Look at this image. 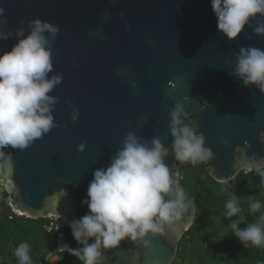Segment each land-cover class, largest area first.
I'll return each mask as SVG.
<instances>
[{
    "label": "water",
    "instance_id": "water-1",
    "mask_svg": "<svg viewBox=\"0 0 264 264\" xmlns=\"http://www.w3.org/2000/svg\"><path fill=\"white\" fill-rule=\"evenodd\" d=\"M0 7V55L23 38L19 30L29 34L35 19L59 29L55 39L45 33L49 77L62 74L50 93L56 126L0 157L1 186L23 215L62 212L69 222L84 216L94 170L109 164L129 132L149 144L160 138L169 153L164 162L185 191L169 129L176 103L199 124L213 153L205 165L214 180L235 177L254 156L264 157V93L229 75L241 47L264 50V35L254 31L264 17L229 40L217 29L210 0H0ZM186 194L191 207L174 228L102 250L103 264H169L196 215Z\"/></svg>",
    "mask_w": 264,
    "mask_h": 264
},
{
    "label": "clouds",
    "instance_id": "clouds-1",
    "mask_svg": "<svg viewBox=\"0 0 264 264\" xmlns=\"http://www.w3.org/2000/svg\"><path fill=\"white\" fill-rule=\"evenodd\" d=\"M210 3L218 31L229 40H234L251 19L258 15L264 17V0H210ZM3 12L0 7V15ZM30 25L29 34L25 36L23 30H19L17 36L23 38L0 55V157L5 155V148L23 150L56 126L52 107L57 100L50 93L61 83L62 74L49 77L53 63L45 33L55 39L59 29L40 19L31 21ZM254 31L264 35V22L258 23ZM229 75L240 79L245 87L255 86L264 93V50L241 47ZM198 128V123L189 120L183 104L176 103L169 110L173 152L181 164L196 166L214 158ZM259 136L264 143V132ZM168 154L159 137H154L149 144L129 132L109 164L94 170L87 199L82 201L89 211L69 224L80 247L73 249L62 244L56 252L72 255L83 264H101L102 250L115 249L126 238L144 242L149 234L164 235L165 226L174 228L188 213L191 201L164 162ZM8 155L10 157L11 153ZM249 163L247 171L255 172L264 181V157L256 159L254 156ZM233 178L218 179V183L227 191ZM229 196L225 218L241 212V198L234 192ZM260 209L259 201L250 203L252 213ZM238 217L229 226L239 242L245 247L264 245V213L257 222L247 223L243 228L239 225L245 222V217ZM14 254L19 264H32L27 243H21ZM62 258L60 255L59 259Z\"/></svg>",
    "mask_w": 264,
    "mask_h": 264
},
{
    "label": "trees",
    "instance_id": "trees-1",
    "mask_svg": "<svg viewBox=\"0 0 264 264\" xmlns=\"http://www.w3.org/2000/svg\"><path fill=\"white\" fill-rule=\"evenodd\" d=\"M180 183L196 203V215L191 226L181 235L174 259L169 264H264V245L245 247L234 236L233 221L245 217L247 223L258 221L264 213V181L255 174L241 170L224 190L214 180L205 164L193 166L180 163ZM241 198L238 216L225 218V204L229 194ZM0 264H19L15 249L21 243L30 246L32 264H48V256L57 246V232L48 231L49 218L19 216L8 206V195L0 186ZM259 201L261 209L250 211V203ZM62 241L73 249L80 247L72 236L71 228L63 229ZM56 264H83L67 253ZM101 264H103L101 257Z\"/></svg>",
    "mask_w": 264,
    "mask_h": 264
},
{
    "label": "built area",
    "instance_id": "built-area-1",
    "mask_svg": "<svg viewBox=\"0 0 264 264\" xmlns=\"http://www.w3.org/2000/svg\"><path fill=\"white\" fill-rule=\"evenodd\" d=\"M0 186H1V183H0ZM8 206L10 207V211L13 213V214H16V215H22V213L16 209L11 203L10 201H8ZM69 224L70 222L66 219V216L62 213V212H55L54 214H52L50 217H49V222L47 223L46 225V229L48 231H56L57 232V236H58V240H57V246L55 248V253L59 254L58 252H56V249L62 245V244H66L65 242L62 241V237H63V229L64 228H69ZM59 225L58 229L57 226Z\"/></svg>",
    "mask_w": 264,
    "mask_h": 264
},
{
    "label": "rangeland",
    "instance_id": "rangeland-1",
    "mask_svg": "<svg viewBox=\"0 0 264 264\" xmlns=\"http://www.w3.org/2000/svg\"><path fill=\"white\" fill-rule=\"evenodd\" d=\"M1 199V196H0ZM59 254L52 252L51 254H49L48 256V264H56V262L59 260Z\"/></svg>",
    "mask_w": 264,
    "mask_h": 264
}]
</instances>
